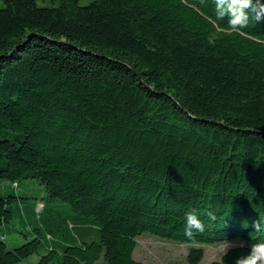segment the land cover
Masks as SVG:
<instances>
[{
  "label": "trees",
  "instance_id": "1",
  "mask_svg": "<svg viewBox=\"0 0 264 264\" xmlns=\"http://www.w3.org/2000/svg\"><path fill=\"white\" fill-rule=\"evenodd\" d=\"M2 2L0 229L41 208L30 240L0 233V264H144V231L189 244V264L202 244L240 240L209 264L264 244V18L237 32L214 0ZM192 210L205 228L186 235Z\"/></svg>",
  "mask_w": 264,
  "mask_h": 264
},
{
  "label": "rangeland",
  "instance_id": "2",
  "mask_svg": "<svg viewBox=\"0 0 264 264\" xmlns=\"http://www.w3.org/2000/svg\"><path fill=\"white\" fill-rule=\"evenodd\" d=\"M89 1L79 0V3L85 4ZM37 3L39 5H53L57 4L58 0H37ZM2 5L3 2L0 0V6ZM9 185L7 181L0 179V194ZM13 191L16 194L32 196H41L43 194L42 185L37 180H23L19 183L18 188H14ZM25 206H28L27 203H25ZM19 207L21 213L17 214L15 212L11 221L4 224L0 229L7 249H12L30 240L35 235L31 229V222L34 218L37 219L38 209L41 208V204L33 212L24 211L20 204ZM58 209L62 214H66L67 204H63ZM42 231L45 232L44 229ZM96 238L97 236L93 235V239ZM238 243H240V240L235 239L226 242L202 244L204 253L198 264H209L210 261L218 259L228 247L237 245ZM188 246L189 244L187 243L176 242L144 231L137 236V245L133 252V257L142 261L144 264H189L186 257ZM38 258L39 256L37 254L30 255L22 261V264H36Z\"/></svg>",
  "mask_w": 264,
  "mask_h": 264
},
{
  "label": "clouds",
  "instance_id": "3",
  "mask_svg": "<svg viewBox=\"0 0 264 264\" xmlns=\"http://www.w3.org/2000/svg\"><path fill=\"white\" fill-rule=\"evenodd\" d=\"M217 9L221 5H226V7L231 10V19L229 22L230 30L240 31L247 27L249 22V13L254 15L256 20L264 18V3L261 0H214ZM218 16L221 13L218 12ZM222 18V17H221ZM212 219L215 216L209 213ZM255 229H259L260 222L256 221L253 224ZM203 222L197 217L195 210L185 213V234L191 235L193 230L204 231ZM227 254V253H225ZM236 264H264V244H254L251 246L250 252L247 256L238 258Z\"/></svg>",
  "mask_w": 264,
  "mask_h": 264
},
{
  "label": "built area",
  "instance_id": "4",
  "mask_svg": "<svg viewBox=\"0 0 264 264\" xmlns=\"http://www.w3.org/2000/svg\"><path fill=\"white\" fill-rule=\"evenodd\" d=\"M37 209H38V207H37Z\"/></svg>",
  "mask_w": 264,
  "mask_h": 264
}]
</instances>
